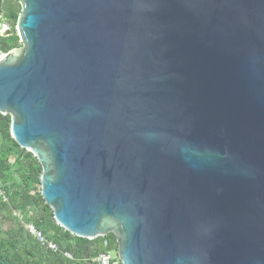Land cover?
I'll return each instance as SVG.
<instances>
[{
	"label": "water",
	"instance_id": "1",
	"mask_svg": "<svg viewBox=\"0 0 264 264\" xmlns=\"http://www.w3.org/2000/svg\"><path fill=\"white\" fill-rule=\"evenodd\" d=\"M18 1L0 113L56 223L122 264H264V0Z\"/></svg>",
	"mask_w": 264,
	"mask_h": 264
},
{
	"label": "trees",
	"instance_id": "2",
	"mask_svg": "<svg viewBox=\"0 0 264 264\" xmlns=\"http://www.w3.org/2000/svg\"><path fill=\"white\" fill-rule=\"evenodd\" d=\"M20 10L18 0H0V18L3 24H10L12 31ZM19 46L17 33L4 36L0 32V55ZM10 127L11 115L0 113V183L7 197V201L0 198V264H99L96 257L106 250L105 240L107 249L117 248L115 235L98 236L89 246L88 239L73 235L56 223L40 192L42 166L31 151L14 140ZM16 211L22 216H17ZM29 223L54 241L59 250L42 247L28 231Z\"/></svg>",
	"mask_w": 264,
	"mask_h": 264
},
{
	"label": "built area",
	"instance_id": "3",
	"mask_svg": "<svg viewBox=\"0 0 264 264\" xmlns=\"http://www.w3.org/2000/svg\"><path fill=\"white\" fill-rule=\"evenodd\" d=\"M4 29L7 28V25H3ZM0 198L3 201H7V197L5 196L4 190L2 189L1 183H0ZM17 216L21 217L22 214L20 212H14ZM28 231L34 236V238L39 242V244L51 251H58L59 247L58 245L48 239L42 231L38 230L32 223H29L26 225ZM104 247H106V250L101 252L97 257L96 260L99 264H122L121 260L119 259L117 255L116 249H107L109 247L108 241H104ZM112 252H115V255L112 254ZM64 254L68 257H72V255L69 252H64Z\"/></svg>",
	"mask_w": 264,
	"mask_h": 264
},
{
	"label": "rangeland",
	"instance_id": "4",
	"mask_svg": "<svg viewBox=\"0 0 264 264\" xmlns=\"http://www.w3.org/2000/svg\"><path fill=\"white\" fill-rule=\"evenodd\" d=\"M3 25H4V24H3V21H2V19L0 18V32L4 31V27H3ZM5 25H7V26L9 27L10 24L7 23V24H5ZM112 254L115 255V252H112Z\"/></svg>",
	"mask_w": 264,
	"mask_h": 264
}]
</instances>
